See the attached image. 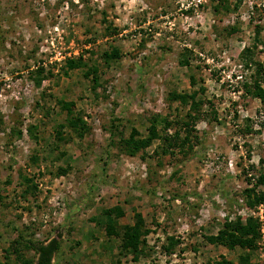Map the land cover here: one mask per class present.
<instances>
[{
	"label": "rangeland",
	"instance_id": "obj_1",
	"mask_svg": "<svg viewBox=\"0 0 264 264\" xmlns=\"http://www.w3.org/2000/svg\"><path fill=\"white\" fill-rule=\"evenodd\" d=\"M222 2L0 0V264L33 259L29 237L58 240L54 264H264V201L249 208L243 197L264 171V103L246 91L264 74V0ZM109 23L115 35L102 34ZM112 46L119 57L106 65ZM79 53L87 65L68 68ZM200 86L193 150L155 154L154 140L144 154L122 151L118 136L146 134L154 113L159 129L183 126L189 102L170 93ZM71 115L88 125L82 136ZM136 214L148 232L125 251L119 233ZM237 215L258 219L250 245L205 238Z\"/></svg>",
	"mask_w": 264,
	"mask_h": 264
},
{
	"label": "trees",
	"instance_id": "obj_2",
	"mask_svg": "<svg viewBox=\"0 0 264 264\" xmlns=\"http://www.w3.org/2000/svg\"><path fill=\"white\" fill-rule=\"evenodd\" d=\"M225 2L226 0H223L222 3ZM218 4H220V2L214 3L213 7L215 9H218ZM225 8L228 9V6H225ZM103 30L104 31L102 34L104 35H115L118 32V28L112 25V23L107 24ZM243 52L245 54V63L249 64L248 60L252 59L251 48L249 46H246L242 49V53ZM118 54L119 53L117 48H114L112 46L110 49L106 48L102 50V52L100 53V58L103 60L104 64L109 65L110 61H112L113 58L119 57ZM181 62H186V59L181 60ZM66 65L68 68H77L87 64L82 53H79L77 56L67 57ZM90 68L91 70H95L97 67L95 65H92V67ZM260 69L262 68L260 63H258L257 68L255 69V73L259 74ZM89 70L90 69H88V72ZM42 72L43 66L38 65L36 67V74L34 75V80L36 83H39ZM189 76L190 84L194 85L195 79L193 77V74H190ZM262 81H264V74L258 75V80L252 87L246 85V91L253 96H256L262 103H264V85L262 84ZM92 82L93 86L98 83V75L96 73L92 75ZM203 90L204 88L200 86L198 88H194L188 93L171 91V96L178 99L181 103L187 104L189 102V110L185 112L187 118L182 121L183 126L177 124L172 132H168L167 128L172 123L167 120L166 124H164L163 127L159 129L156 125L159 114L154 113L150 117V124L147 127L146 134L140 135L138 129L132 126L130 127L127 136H124L123 134L118 136L119 143L122 146V151L130 155H134L139 151L144 154L147 146H149L154 140L159 141L154 149L155 154H163L169 152L173 155L175 153L182 152L185 155L193 150V146H195V144H197L198 142L196 134L193 133V126L200 111V101L197 100L195 96L198 92H202ZM63 105H66V103H64ZM71 116L72 117L67 118V122L71 127H73L77 135L82 136L84 131L88 129V125L85 123L81 116ZM110 123L111 124L107 126V129L109 130L110 134H113L118 130L117 125L115 124L114 120H111ZM64 126L65 123H58L54 130V135H56L57 137H61L63 134L62 128ZM160 130L163 131L160 132ZM109 140V143L113 142V139L111 140L109 138ZM64 170L65 169H63V171ZM27 180L28 181H26V188L24 191L29 192L32 187H36V183H34L31 178H28ZM260 184H264V171L259 172V174L254 178V182L252 183V185L249 187H245L243 190L244 202L245 205L249 208H254L264 201V191L256 189V187ZM113 210L115 212H118L120 208L119 206H114ZM136 216L137 217L134 222L132 224H125L121 232L119 233L121 235L120 248L124 249L125 251H137L139 248V244L144 241L142 235L148 232V228H143L140 224L141 216L139 214H136ZM257 220L258 219L254 218L252 215H246L244 218L241 215H237L233 219L225 218L216 233L206 234L205 238L210 242L221 243L230 248H233L236 245L243 247L245 245H250L249 242L253 238H255L253 234L258 225ZM176 240L177 239H174L173 236L170 237L171 243L175 242ZM22 246L25 247L24 249H31L34 251V258L24 259L25 264H54L52 258L54 253L58 250L59 243L55 237H52L47 241L32 239L29 237L24 240ZM12 251L16 254L17 257L22 258L19 252L20 249H18L17 247H13ZM220 264H232V261L222 259ZM244 264L254 263L246 259Z\"/></svg>",
	"mask_w": 264,
	"mask_h": 264
},
{
	"label": "built area",
	"instance_id": "obj_3",
	"mask_svg": "<svg viewBox=\"0 0 264 264\" xmlns=\"http://www.w3.org/2000/svg\"><path fill=\"white\" fill-rule=\"evenodd\" d=\"M263 203H260L257 205V208L259 207V205H262ZM259 218L263 219L264 218V212H263V208L259 207ZM264 227V226H263Z\"/></svg>",
	"mask_w": 264,
	"mask_h": 264
}]
</instances>
